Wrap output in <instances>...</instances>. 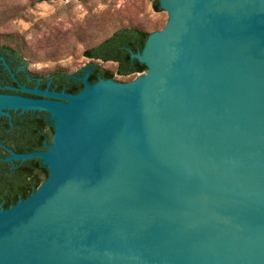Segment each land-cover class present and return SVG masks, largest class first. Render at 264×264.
<instances>
[{"label":"water","instance_id":"95a60500","mask_svg":"<svg viewBox=\"0 0 264 264\" xmlns=\"http://www.w3.org/2000/svg\"><path fill=\"white\" fill-rule=\"evenodd\" d=\"M160 5L140 78L88 69L77 94H0V116L55 128L46 151L5 159L49 175L1 208L0 264H264V0Z\"/></svg>","mask_w":264,"mask_h":264},{"label":"rangeland","instance_id":"374dc122","mask_svg":"<svg viewBox=\"0 0 264 264\" xmlns=\"http://www.w3.org/2000/svg\"><path fill=\"white\" fill-rule=\"evenodd\" d=\"M156 0H0V44L17 50L36 77L55 72L69 75L88 70L92 60L84 52L123 27L154 33L168 21L156 11ZM120 83L144 74L121 77L117 63L95 61Z\"/></svg>","mask_w":264,"mask_h":264},{"label":"trees","instance_id":"16d2710c","mask_svg":"<svg viewBox=\"0 0 264 264\" xmlns=\"http://www.w3.org/2000/svg\"><path fill=\"white\" fill-rule=\"evenodd\" d=\"M44 1H60V0H44ZM156 11H161L160 0H156L154 4ZM151 33L136 27H123L115 31L109 38L100 44L88 48L84 55L93 62L90 64L91 73L89 82L91 84L97 83L100 79H114V74L102 70V68L95 64V61L114 62L117 63L116 74L121 77H128L135 74H145L148 67L139 62L138 59L132 58V54L143 51L146 42ZM0 57H5L13 69L22 66L28 68L27 62L23 56L14 48L0 44ZM4 66L0 58V77ZM7 74V73H6ZM85 75V70L76 74L69 75L64 72H55L51 76L45 78L44 85L49 81L52 82L50 88L57 92L65 91L71 94H77L84 88L83 82L79 81V77ZM1 84V81H0ZM0 93H13V91L0 88ZM55 133V128L52 126L51 138ZM39 166L33 165L32 161H28L25 166L19 169L17 175L9 176L0 180V206L1 202L5 209L18 204L19 200H26L36 190H38L45 180L48 178L49 170L46 166H42V160L36 159ZM35 162V163H36Z\"/></svg>","mask_w":264,"mask_h":264},{"label":"flooded vegetation","instance_id":"af4514ba","mask_svg":"<svg viewBox=\"0 0 264 264\" xmlns=\"http://www.w3.org/2000/svg\"><path fill=\"white\" fill-rule=\"evenodd\" d=\"M2 60V59H1ZM6 60V58H5ZM7 61V60H6ZM8 63V61H7ZM9 64V63H8ZM0 77V88L8 89L13 93H0L7 95H16L28 98H42L40 96L33 95L31 93L21 92L20 88L25 86L29 89L38 87L41 91L49 89L50 91H56L51 87L52 82L49 81L47 85H44L45 78H39L34 76L28 68L19 66L10 72L5 65ZM10 65V64H9ZM15 74V77L12 76ZM10 116H0V180L3 177L17 175L19 169L25 166L28 161H32L33 165L39 166L36 159L32 158L28 160H14L5 161L12 153L15 154H29L33 152L46 151L47 144H51V130L53 123L50 119V114L44 111H25L21 109L18 111H10ZM41 160V159H40ZM36 162V163H35ZM42 166H44L41 163ZM21 200V199H20ZM19 200V201H20ZM4 202H1V208ZM5 209V208H4Z\"/></svg>","mask_w":264,"mask_h":264}]
</instances>
